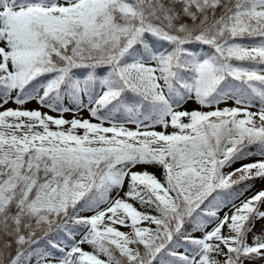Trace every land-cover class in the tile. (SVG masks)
<instances>
[{"label": "snow or ice", "instance_id": "6c2138e0", "mask_svg": "<svg viewBox=\"0 0 264 264\" xmlns=\"http://www.w3.org/2000/svg\"><path fill=\"white\" fill-rule=\"evenodd\" d=\"M0 264H264V0H0Z\"/></svg>", "mask_w": 264, "mask_h": 264}, {"label": "rangeland", "instance_id": "374dc122", "mask_svg": "<svg viewBox=\"0 0 264 264\" xmlns=\"http://www.w3.org/2000/svg\"><path fill=\"white\" fill-rule=\"evenodd\" d=\"M9 106H14V105H9ZM28 107L34 108V107H36V105L35 104H31V105H28ZM187 107L188 108H194V107H196V105L190 103L189 105H187ZM44 111H47V109H44ZM81 115H83L85 118H87V116H88V114L86 112L81 113ZM66 118L70 119L71 115H68ZM152 171H157V173H158V170H156V169H152ZM259 187H260V185L257 188H259Z\"/></svg>", "mask_w": 264, "mask_h": 264}, {"label": "trees", "instance_id": "16d2710c", "mask_svg": "<svg viewBox=\"0 0 264 264\" xmlns=\"http://www.w3.org/2000/svg\"><path fill=\"white\" fill-rule=\"evenodd\" d=\"M259 185H260V182L258 181V182H257V187H258Z\"/></svg>", "mask_w": 264, "mask_h": 264}]
</instances>
